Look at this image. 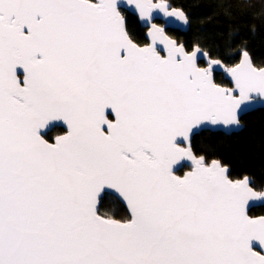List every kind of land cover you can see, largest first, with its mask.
Returning <instances> with one entry per match:
<instances>
[{"label":"snow or ice","instance_id":"obj_1","mask_svg":"<svg viewBox=\"0 0 264 264\" xmlns=\"http://www.w3.org/2000/svg\"><path fill=\"white\" fill-rule=\"evenodd\" d=\"M127 8L150 43L130 37ZM169 8L0 0V264H264V216L247 212L264 190L191 149L204 130L240 129L239 113L264 101V67L246 50L231 67L187 50L153 22L189 24ZM55 122L66 130L50 142ZM108 192L123 219L101 214Z\"/></svg>","mask_w":264,"mask_h":264},{"label":"trees","instance_id":"obj_2","mask_svg":"<svg viewBox=\"0 0 264 264\" xmlns=\"http://www.w3.org/2000/svg\"><path fill=\"white\" fill-rule=\"evenodd\" d=\"M156 1V0H154ZM182 10L189 19L185 33L168 31L178 43L191 50L199 45L213 59L226 66L239 62L243 50L249 53L254 66L264 67V0H166ZM126 28L138 45L146 42L144 29L137 18L125 12ZM202 66L203 62L200 63ZM222 86H230L222 74H214ZM242 129L225 135L221 132L202 131L193 137L191 149L197 157L204 156L206 163L217 160L228 168L232 180L249 177L250 185L264 190V109H258L241 118ZM183 173L189 167H182ZM180 171L179 175L183 174ZM101 214L123 219L126 210L111 195H104L100 203ZM250 216H264V206L249 212Z\"/></svg>","mask_w":264,"mask_h":264},{"label":"water","instance_id":"obj_3","mask_svg":"<svg viewBox=\"0 0 264 264\" xmlns=\"http://www.w3.org/2000/svg\"><path fill=\"white\" fill-rule=\"evenodd\" d=\"M154 2H156V1H154ZM173 8H174V7H171V6H170L169 10H172ZM175 9H177V8H175ZM178 10H180V9H178ZM125 12H126V13H129L130 15H133V16H135V17L137 18V20H138L140 26L146 30V32H145V38H146L147 43H150V40H149L148 37H147V32H148V27H149V26L146 25L145 22L140 21V20H139V17H138V14H136L131 8H127ZM153 16H154V20H153V22H154V23L159 22V24H157V25H158L159 27L164 28V30H165V32H166L167 35H168L167 30L178 31V32H180V33H185V32L188 30V28H189V24H188V25H183L180 21L176 20L175 17H165L162 13H154ZM168 36H169V35H168ZM169 37H170L171 39H174V38H172L171 36H169ZM174 40H175V39H174ZM143 46H144V45H143ZM158 47L162 49V46H159V45H158ZM192 49H193V48H192ZM192 49H191V50H192ZM191 50H189V51H191ZM241 58H242V54H241V56H240L239 62H240ZM201 62H203L204 65H206V58H203V57H202V58L199 60V63H201ZM239 62H238V63H239ZM238 63H237V64H238ZM257 68H258V67H257ZM214 74H222L223 77H224V79H225V80L229 83V85H230V86H222V85H220L221 87H224V88H232V87H234L233 82H232V80H231V77L228 76V74H227L226 72H224L222 68H217V70H216V72H215ZM214 74H213V75H214ZM218 85H219V84H218ZM258 109H264V101H260V102H257V103H254V104L250 105L247 109H245V111L239 113V119L241 120V118H242L244 115H246V114H248V113H250V112H253V111H255V110H258ZM240 123H241V121H240ZM53 126H60V127H62V128L65 129V126H64L62 123H60V122H55V123H53L52 125H50L49 128L46 130V136H47V134L49 133V131L51 130V128H52ZM242 127H243V126H242V123H241V127H240V129H238V130H234L233 132H225V130H224L222 127H220V128H212V129H210V130H204V131H209V132H221V133H223V134H225V135H231V134H233V133H238V132H240L241 129H242ZM65 130H66V129H65ZM193 137H194V136H193ZM193 137L191 138V141H192ZM46 138H47V137H46ZM183 146H187V144H185V145H183ZM183 166H188V167L191 168V163H190V161H182L179 165H177L176 168H175V172H176V174H177L178 171H180V170L182 169ZM221 166H222V165H221ZM190 170H191V169H190ZM190 170H189V171H190ZM227 170H228V168H227ZM227 174H228V172H227ZM177 175H178V174H177ZM183 175H184V173H183L182 175H180V176H183ZM249 181H250V180H249ZM106 194L111 195V193L108 192V193L102 194V197H103L104 195H106ZM111 196H112V195H111ZM121 204H122V203H121ZM122 206H123V205H122ZM260 206H264V203L257 202V203H254V204L250 205V207L247 209L248 215H249V212H250L252 209H254V208H256V207H260ZM123 207H124V209L126 210L125 206H123ZM249 216H250V215H249ZM251 217H259V216H251Z\"/></svg>","mask_w":264,"mask_h":264},{"label":"flooded vegetation","instance_id":"obj_4","mask_svg":"<svg viewBox=\"0 0 264 264\" xmlns=\"http://www.w3.org/2000/svg\"><path fill=\"white\" fill-rule=\"evenodd\" d=\"M156 24H159V22H156ZM142 29H144V28H142ZM168 31H172V30H167V33H168ZM146 32V30L144 29V33ZM169 35V34H168ZM170 36V35H169ZM145 44H147V41L145 42ZM145 44H143V45H145ZM143 45H140V46H143ZM65 132V129L64 128H62V127H60V126H53L52 128H51V130L49 131V133L47 134V139L50 141V142H53L54 141V138L56 137V136H58V135H62L63 133ZM184 167V166H183ZM188 167V166H187ZM183 169V168H182ZM180 170V171H182V173H183V170ZM191 168L189 167V170H190ZM189 170H187V171H189ZM180 171H178L177 172V174L179 175L180 174ZM187 171H185V172H187ZM184 172V173H185Z\"/></svg>","mask_w":264,"mask_h":264}]
</instances>
